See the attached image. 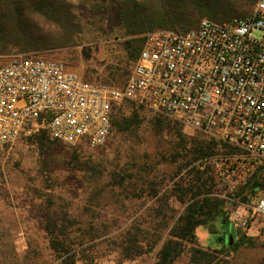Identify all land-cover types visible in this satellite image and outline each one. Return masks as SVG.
Returning <instances> with one entry per match:
<instances>
[{"label":"rangeland","instance_id":"374dc122","mask_svg":"<svg viewBox=\"0 0 264 264\" xmlns=\"http://www.w3.org/2000/svg\"><path fill=\"white\" fill-rule=\"evenodd\" d=\"M74 5L79 32L71 44L30 51L12 48L0 54V64L16 53L51 57L85 79L122 85L136 59L127 56L126 40L143 37L147 31L127 33L116 14L118 6L110 0L95 7L74 0ZM253 34L261 35L258 30ZM132 106L124 104L120 112L128 115ZM134 108L141 118L139 126L124 132L112 126L106 142L95 149L58 140L39 147L23 137L0 149V264H64V256L50 247L45 230V224L54 219L64 230L61 235H66L76 264H152L156 260L188 203L173 194L184 170L178 172L179 162L168 150L174 142L171 127L210 136L173 118L167 119L170 126L153 130L148 119L163 113ZM224 206L229 223L214 224L225 236L199 226L194 246L213 250L219 247L216 239L227 242L231 232L240 230L254 244L214 252L210 264H264V218L249 216L239 225L230 218L235 206L230 202ZM189 250L187 244L176 264H190Z\"/></svg>","mask_w":264,"mask_h":264},{"label":"built area","instance_id":"2783aa9c","mask_svg":"<svg viewBox=\"0 0 264 264\" xmlns=\"http://www.w3.org/2000/svg\"><path fill=\"white\" fill-rule=\"evenodd\" d=\"M125 102L223 142L208 159L212 195L235 206L230 218L239 225L264 218V187L254 201L237 195L264 165V0L229 21L203 17L185 31H147L122 85L84 79L60 59L13 54L0 64V149L30 133L42 114L52 138L95 149L111 133L113 108Z\"/></svg>","mask_w":264,"mask_h":264},{"label":"trees","instance_id":"16d2710c","mask_svg":"<svg viewBox=\"0 0 264 264\" xmlns=\"http://www.w3.org/2000/svg\"><path fill=\"white\" fill-rule=\"evenodd\" d=\"M103 1L77 0V3L95 7ZM110 2L118 6L116 14L126 27L127 33L135 35L159 29L185 31L196 27L203 17L217 22L229 21L234 17L249 14L256 0H117V2L110 0ZM74 6V0H0V54L7 53L12 48L30 51L71 44L75 34L79 32L74 20ZM142 43L143 37L126 40L125 49L130 59L134 60L138 56ZM115 74L112 72L111 77ZM124 104L133 105L128 115L120 112V107ZM124 104L113 108L110 117L112 126L119 132L128 131L141 123L140 115L134 106L137 108L143 106L130 102ZM45 118L46 114L39 116L37 124L30 128V133L22 130L17 138L23 137L25 141L36 143L39 147L56 140L49 135L45 127ZM167 119L172 118L164 114H155L148 119V123L153 130L161 131L169 125ZM171 128L174 142L168 150L173 160L179 162L178 172L184 170L180 177L181 181L174 183L173 194L179 201L188 203L171 227L152 264H176L187 244H190V264H210L216 256L214 252H223L229 248L237 250L246 244H254L251 237L238 229L239 231L230 233L233 235L231 243L229 239L227 242L216 239L219 247L213 250L194 246L197 243L196 230L199 226L217 232V236H225V231L219 232L214 223L217 221L229 223L224 206L228 202L212 195L215 180L208 160L212 154L225 148V144L212 136L208 138L203 134L198 136L183 133L179 126ZM263 187L264 165L254 171L237 195L243 200H248L257 193L260 195ZM45 230L50 247L57 255L64 256L62 262L76 264L69 243L63 237L66 235H61L64 234L62 226H57L54 219L45 224Z\"/></svg>","mask_w":264,"mask_h":264},{"label":"water","instance_id":"95a60500","mask_svg":"<svg viewBox=\"0 0 264 264\" xmlns=\"http://www.w3.org/2000/svg\"><path fill=\"white\" fill-rule=\"evenodd\" d=\"M221 238H223V237H221ZM232 238H233L232 234H229V236H228L229 243H231V242H232Z\"/></svg>","mask_w":264,"mask_h":264}]
</instances>
